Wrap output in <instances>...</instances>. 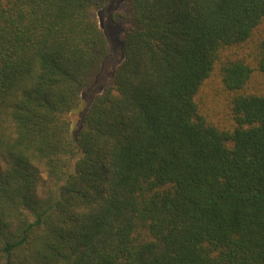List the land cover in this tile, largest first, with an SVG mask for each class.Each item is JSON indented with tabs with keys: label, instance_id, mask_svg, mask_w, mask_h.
I'll list each match as a JSON object with an SVG mask.
<instances>
[{
	"label": "trees",
	"instance_id": "trees-1",
	"mask_svg": "<svg viewBox=\"0 0 264 264\" xmlns=\"http://www.w3.org/2000/svg\"><path fill=\"white\" fill-rule=\"evenodd\" d=\"M108 1L0 0V264H264V0H125L75 128Z\"/></svg>",
	"mask_w": 264,
	"mask_h": 264
},
{
	"label": "rangeland",
	"instance_id": "rangeland-1",
	"mask_svg": "<svg viewBox=\"0 0 264 264\" xmlns=\"http://www.w3.org/2000/svg\"><path fill=\"white\" fill-rule=\"evenodd\" d=\"M117 13H125V0H109L105 7L98 12L100 26L109 39L110 52L105 61L104 68L98 74L96 81L91 89L84 90L77 109L69 114L71 124L75 128H79L82 124V116L87 109L92 97L101 90L104 83L112 78V75L123 57L121 37L126 28V23L115 18ZM264 88V78L262 76H255L252 83ZM199 96L206 113H209L214 120L224 119V98L225 92L221 90L218 77L214 75L201 89ZM9 136L13 135L12 126L9 124L6 128ZM41 169V187L44 189L48 184V178L43 165Z\"/></svg>",
	"mask_w": 264,
	"mask_h": 264
}]
</instances>
